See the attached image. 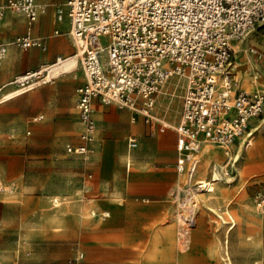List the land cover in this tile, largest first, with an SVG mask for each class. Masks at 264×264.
<instances>
[{"label": "crops", "instance_id": "crops-1", "mask_svg": "<svg viewBox=\"0 0 264 264\" xmlns=\"http://www.w3.org/2000/svg\"><path fill=\"white\" fill-rule=\"evenodd\" d=\"M34 1L42 7L35 21L29 23L23 14L11 10L0 18V45L5 46L0 57V201L18 206L19 232L29 234L30 240L50 238L81 250L74 264H211L210 249L203 250V246L218 242L215 232L208 236L210 231L194 224L189 246L179 247L176 196L186 186V175L176 171L177 134L173 126L179 120L180 89L173 91V85L167 84L156 98L153 112L168 123L162 131L158 122L146 123L141 115L133 118L127 108L95 99L94 139L82 157L66 151L67 145L82 144L83 126L76 106L80 75L60 73L5 97L14 90L15 77L53 64L58 57H72L75 52L68 34L66 0ZM58 10H63L61 19ZM27 28L45 48H23L13 42ZM242 39L232 46V91L261 92L264 56L253 62L257 48L251 38L245 39V44ZM261 47L264 51V43ZM238 50L242 51L239 58L234 54ZM172 91L174 96H168ZM248 130L250 138H239L228 146L211 144L214 147L210 150L197 153L191 184L202 181L216 185V196L210 202L213 206L243 198L241 189L246 183L264 186V106L259 116L249 119ZM253 134L254 147L241 153L238 167L234 169L233 163L239 158L233 157L230 167L228 161L222 168L225 170L216 175L214 163L226 160L229 146L243 139L247 147ZM129 138L136 140L135 147L128 146ZM210 166L209 177L200 178ZM218 175L232 182H218ZM262 191L257 190L253 197ZM212 192L211 187L197 198L201 201ZM5 223L1 218L0 225Z\"/></svg>", "mask_w": 264, "mask_h": 264}, {"label": "built area", "instance_id": "built-area-1", "mask_svg": "<svg viewBox=\"0 0 264 264\" xmlns=\"http://www.w3.org/2000/svg\"><path fill=\"white\" fill-rule=\"evenodd\" d=\"M65 6L75 46L72 57L84 77L76 88L82 144L67 145V152L88 153L96 127L95 99L127 108L146 123L158 122L162 131L168 123L153 112L156 98L167 84L181 90L179 120L173 127L176 171L186 175V186L176 196L182 240L193 223L197 194L211 190L209 182L191 184L201 143L228 146L250 138L249 119L263 112L264 90L233 92L231 67L233 43L264 23V0H66ZM6 10L23 14L31 23L42 7L34 0H4L0 18ZM62 16L58 10L57 17ZM13 42L45 48L30 28ZM4 54L0 45V57ZM51 65L25 72L13 82L21 91L29 90ZM173 91L167 95L174 96ZM136 145L134 138L128 139L130 148ZM254 203L264 213L263 192L254 196Z\"/></svg>", "mask_w": 264, "mask_h": 264}, {"label": "rangeland", "instance_id": "rangeland-1", "mask_svg": "<svg viewBox=\"0 0 264 264\" xmlns=\"http://www.w3.org/2000/svg\"><path fill=\"white\" fill-rule=\"evenodd\" d=\"M61 26L64 27V23H61ZM250 38L252 40L250 42H253L251 44L257 48L255 58L254 56L252 57V61L255 62V59H260L264 56V51L261 47V43H264V23L257 24L241 41L245 44L247 41L245 39ZM101 41L104 44L105 38L102 37ZM242 47L240 45V49ZM241 53L242 51L238 50L234 54L239 58V54ZM48 71L41 72L40 76L42 78L38 80L39 82L50 80L56 76L50 73L47 79H44ZM237 71L238 68L235 66V74ZM71 73L80 75V82H82L83 77L79 63H76ZM42 79L44 81H41ZM257 79L259 80V77ZM16 89H19L17 84H15L14 90ZM239 143L238 145L233 144L229 146L231 150L224 162L214 163L216 175L228 161V166L230 167V164L233 162V157L235 160L239 158L233 163L234 169L238 167L243 158L239 157L241 153L245 150H252L254 147V134L251 144L247 147H245L243 139ZM204 147L212 148L214 146L208 143L202 144L199 154H201ZM72 156L82 157L76 154H72ZM78 162H80V159H78ZM244 163V168L246 169L248 164L247 162ZM211 166L205 176H201L200 178L205 180L209 177ZM244 168L240 169V173H242ZM218 177L221 179L218 182H222V180L224 182H232V179L229 180L224 177L222 179L219 175ZM259 189L264 190V186L246 183L241 189L244 195L243 198L229 200L213 206L210 202L216 196V185H214V191L212 193L204 196L201 201L197 198L193 223L186 229L184 238L179 240V247L183 249L189 246V232L195 224V226L200 225L210 231L209 235L207 234L208 236L211 235V232H215L213 235H217L219 238L216 244L207 243L203 246V250L210 249L211 264H264V213H261L256 208L253 197ZM262 192L264 193V191ZM19 216L20 210L16 204H7L0 201V219L3 218L6 222L0 225V264H74L76 262V257L81 253V250H76L67 244L61 245L54 243L50 238L41 242L34 239L33 234H31L33 239L30 240L29 234L28 236H24L18 230ZM176 219L179 229L177 216ZM229 226H232L231 229H229ZM238 226L240 229H236ZM228 229L229 231H227ZM222 230L223 233H220ZM233 230L236 231L233 232ZM243 234L246 235L245 238L241 237Z\"/></svg>", "mask_w": 264, "mask_h": 264}, {"label": "bare ground", "instance_id": "bare-ground-1", "mask_svg": "<svg viewBox=\"0 0 264 264\" xmlns=\"http://www.w3.org/2000/svg\"><path fill=\"white\" fill-rule=\"evenodd\" d=\"M75 66H76V60L73 57L60 59L58 62L53 63L51 66H49L47 68V70H49V71H48V74L44 77V79H47V77L49 76L50 73L52 75H58L60 73L72 71L75 68ZM20 91H21V88L16 89L13 92L7 94L5 97L12 96L14 94L19 93ZM201 146H200V148H201ZM205 148H209V150L211 149V147H204L202 149V151H204ZM199 151H200V149H199ZM202 151H201V153H202ZM225 152H228V151L225 150ZM209 186H211L212 190L214 191L213 183L212 184L210 183Z\"/></svg>", "mask_w": 264, "mask_h": 264}]
</instances>
